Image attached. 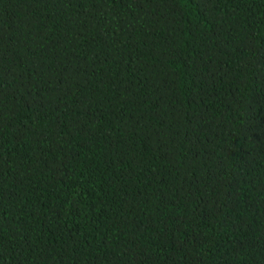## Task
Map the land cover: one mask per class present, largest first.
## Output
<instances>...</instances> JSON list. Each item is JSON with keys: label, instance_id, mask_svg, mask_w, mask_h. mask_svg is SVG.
Listing matches in <instances>:
<instances>
[{"label": "trees", "instance_id": "trees-1", "mask_svg": "<svg viewBox=\"0 0 264 264\" xmlns=\"http://www.w3.org/2000/svg\"><path fill=\"white\" fill-rule=\"evenodd\" d=\"M0 264H264V0H0Z\"/></svg>", "mask_w": 264, "mask_h": 264}]
</instances>
